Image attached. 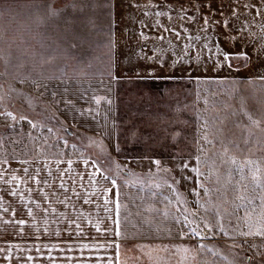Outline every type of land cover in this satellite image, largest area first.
Returning <instances> with one entry per match:
<instances>
[{"label":"rangeland","instance_id":"rangeland-1","mask_svg":"<svg viewBox=\"0 0 264 264\" xmlns=\"http://www.w3.org/2000/svg\"><path fill=\"white\" fill-rule=\"evenodd\" d=\"M10 1L20 26L37 29L40 83L37 97L30 96L33 82L3 79L0 60V147H10L0 151L18 153L20 142L48 155L67 152V144L89 149L94 136L69 124H98L95 98L116 87L119 110L150 120L152 130H136L155 136L154 145L144 146L158 156L149 166L161 171L153 178L173 203L162 210L163 192L156 190L154 212L185 222L193 245L184 263L264 264V235L257 234L264 231V210L259 198L248 203L253 189L264 195L249 171L259 167L264 184V49L254 53L264 46V0ZM1 34L0 51L11 49L17 62V35ZM240 53L245 57L236 58ZM24 68L28 73L29 65ZM105 71L132 75L108 79L106 87L76 79ZM139 71L152 77L134 78ZM104 159L109 172L126 170Z\"/></svg>","mask_w":264,"mask_h":264},{"label":"crops","instance_id":"crops-1","mask_svg":"<svg viewBox=\"0 0 264 264\" xmlns=\"http://www.w3.org/2000/svg\"><path fill=\"white\" fill-rule=\"evenodd\" d=\"M11 2L14 1L0 0V27L3 28L0 40L1 33L17 35L14 36L18 40L17 47L12 50L18 52V60L14 63L16 56L12 57L11 49L4 46L3 53L0 51L1 64L5 66L2 77L21 81V85L23 81L33 82L29 93L36 96V84L40 83V78L36 77L39 66L36 51L40 44L37 29L31 31L27 26H20L21 18L11 15L12 9L8 6ZM260 44L254 52L259 55L264 49ZM27 65L28 73L24 68ZM131 75L105 71L97 76L84 73L76 79H97L106 87L108 79ZM147 77L152 76L139 71L134 78ZM71 79L66 80L77 81ZM116 94V87L99 92L98 97L102 99L98 124L90 128L68 123L96 139L89 149L82 146L86 151L67 144L64 146L67 152L48 155L37 151L31 143L26 142L22 148L20 141L18 153L0 151V264H154V258L164 264H185L192 259L189 250L193 244L187 238L185 222L180 223L178 216L175 220L156 217L154 212L156 190L163 192V196L157 197L162 210L171 208L173 203L169 189L160 188L161 184L159 186L153 178L161 176V171L156 172L149 166L158 158L156 152L147 148L155 144V136L140 135L137 131L152 130L148 127L150 120L146 117L138 121V115L132 112L127 115L124 108L119 110L114 99ZM81 95V98L86 96L85 92ZM69 110L80 111L81 107L72 106ZM150 112L146 110L147 114ZM138 136H143L139 143L133 139ZM94 153H99L100 157ZM106 157L126 170L120 175L116 171L109 172L104 167ZM173 228H177L176 233ZM183 236L184 241L179 243ZM172 242L174 247L179 245V250H171Z\"/></svg>","mask_w":264,"mask_h":264},{"label":"snow or ice","instance_id":"snow-or-ice-1","mask_svg":"<svg viewBox=\"0 0 264 264\" xmlns=\"http://www.w3.org/2000/svg\"><path fill=\"white\" fill-rule=\"evenodd\" d=\"M53 15H56V13L53 12ZM244 57H245V54L244 53L237 54V56H236V58H238V59L239 58H244ZM223 58H224V61L227 62L230 59V56H229V54H224ZM229 67H231V66L229 65ZM262 79H264V77H262ZM53 95H55V94H53ZM101 99L102 98H95L96 103L99 104ZM108 102L110 103V101H108ZM8 115H11V113H8ZM154 163L159 164V161H155ZM247 163L249 165H252L254 162L253 161H248ZM185 167H187V165H185ZM242 171H243V169H242ZM249 171H252L253 172V179L257 181L256 188H260L262 191H264V184H262V183L259 182L260 178L256 175V173H259V171H260L259 167H256L255 169H251L250 168ZM105 179H107V177H105ZM112 184L113 185L116 184V180L115 179L112 180ZM169 187H171V185H169ZM253 193L254 194L251 195V197L248 199V203L249 204H252V202L254 200H256L257 198H259V200H260V205L259 206H260V208L262 210H264V195H261L259 193H255V189H253ZM241 198H243V197H241ZM252 211H255V209H252ZM246 215L250 216V213H246ZM185 219H187V218L185 217ZM221 231H223L222 228H221ZM257 234L264 235V231H261L260 233H257ZM116 235L119 237L120 236V232L117 231L116 232ZM85 247H87V245H85ZM116 247H117V249H119V245H116ZM184 251L187 252L188 249H184ZM214 254H217L218 255V253H214ZM229 264H231V262H229Z\"/></svg>","mask_w":264,"mask_h":264}]
</instances>
